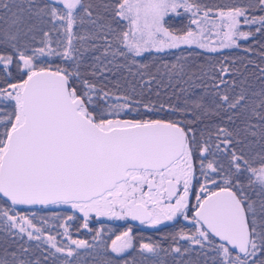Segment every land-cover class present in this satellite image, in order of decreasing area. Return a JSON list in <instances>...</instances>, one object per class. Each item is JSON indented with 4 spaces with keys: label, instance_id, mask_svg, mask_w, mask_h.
I'll return each instance as SVG.
<instances>
[{
    "label": "snow or ice",
    "instance_id": "snow-or-ice-1",
    "mask_svg": "<svg viewBox=\"0 0 264 264\" xmlns=\"http://www.w3.org/2000/svg\"><path fill=\"white\" fill-rule=\"evenodd\" d=\"M0 234V264H264V0H0Z\"/></svg>",
    "mask_w": 264,
    "mask_h": 264
},
{
    "label": "trees",
    "instance_id": "trees-1",
    "mask_svg": "<svg viewBox=\"0 0 264 264\" xmlns=\"http://www.w3.org/2000/svg\"><path fill=\"white\" fill-rule=\"evenodd\" d=\"M186 21L183 19V18H171L169 19V24L173 27V28H178L179 26H181L183 23H185ZM258 40H261L262 38L261 37H257ZM241 43H244V42H241ZM257 48V51H259V46L257 45L256 46ZM225 53L229 55L230 58L232 57H242L245 55V53L242 51V50H225ZM252 59H254L257 63H262L260 61V58L258 55H253V54H248ZM164 59L172 62L174 61V57H171V56H168V57H165ZM249 73L252 72V68L251 66L249 67ZM249 80L250 82L253 84V88L254 90H259L260 88V84H259V81H257L255 79V77L253 76H249ZM157 91L156 89V86L154 85L153 86V92H152V96H151V99L154 100V101H162V102H165V103H175L176 100H175V97H172L171 100H169V94L171 92V89H163L161 87L160 89V96L157 97L155 95V92ZM21 211L23 213H30L31 211H37L38 212V215L39 216H43V217H49L52 215V212H59L61 213L62 215L68 213V210L66 207H62V208H55L54 206L49 208V209H42L40 208V206H35L34 208H28L27 206H21ZM79 225H80V221H76L73 223V237L74 238H79V239H87V240H91V233H89L86 229H80L79 232H76L75 229L76 228H79ZM102 225L104 227V229L106 230V232L108 234H112V233H115V234H119L120 232H122L123 230H125L129 224H126V223H118V222H110V221H102ZM101 223L100 222H94L90 225V227H92L93 229H96V228H100L101 226ZM132 226V225H131ZM134 229V232L137 233L138 235H144L145 237L146 236H153V238H156L158 236H161L163 235V233L165 232H171L173 231V229L171 227H162L160 232H156L155 230H152V229H142V228H139V227H136L134 226L133 227ZM62 231V230H61ZM2 235V234H0Z\"/></svg>",
    "mask_w": 264,
    "mask_h": 264
},
{
    "label": "flooded vegetation",
    "instance_id": "flooded-vegetation-1",
    "mask_svg": "<svg viewBox=\"0 0 264 264\" xmlns=\"http://www.w3.org/2000/svg\"><path fill=\"white\" fill-rule=\"evenodd\" d=\"M100 220H101V222H102V221H110V222L113 221V222H118V223H121V224H123V223L131 224L133 227H134V226H137V225H138V226L140 225L138 222H132V221H127V222H126V221H117V220L115 221V220H108L107 218H100ZM94 222L97 223V221H95V220L92 221V223H94ZM101 222H100V223H101ZM92 223H91V224H92ZM141 227H142V229H144V228H145V229H148V228H146L145 226H142V225H141ZM152 230H153V229H152Z\"/></svg>",
    "mask_w": 264,
    "mask_h": 264
},
{
    "label": "rangeland",
    "instance_id": "rangeland-1",
    "mask_svg": "<svg viewBox=\"0 0 264 264\" xmlns=\"http://www.w3.org/2000/svg\"><path fill=\"white\" fill-rule=\"evenodd\" d=\"M116 221V220H115ZM80 223H82V221H80ZM91 225V224H90ZM133 227V226H132ZM136 227L142 228L141 225H137ZM124 231V230H123Z\"/></svg>",
    "mask_w": 264,
    "mask_h": 264
}]
</instances>
